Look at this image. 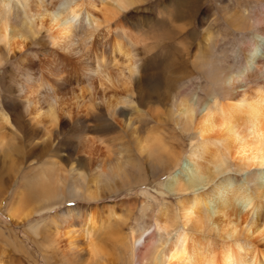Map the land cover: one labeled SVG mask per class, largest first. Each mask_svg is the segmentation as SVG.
Segmentation results:
<instances>
[{
    "label": "rangeland",
    "instance_id": "rangeland-1",
    "mask_svg": "<svg viewBox=\"0 0 264 264\" xmlns=\"http://www.w3.org/2000/svg\"><path fill=\"white\" fill-rule=\"evenodd\" d=\"M84 5L97 24V27L92 29L94 33L91 40H85L79 35V44L86 53L73 55L54 48L52 46L54 29L44 23V26H37L32 37L36 40L46 38L49 42L50 50L44 63V67L48 69L46 75L49 76H45L43 71L37 74L32 67L34 61L27 57L21 60L27 72L38 77V81L31 84L30 88L33 91L49 78H54L58 83L56 88L60 96L57 95L55 109L58 111L59 120L57 125H53L57 129V134L52 147L42 148L41 143L36 146L42 139V133L34 129L30 122L33 111L26 110L23 95L17 92L14 75L0 80V88L4 90L3 100H0V111L6 113L9 111L12 114L14 128L9 132L10 154L8 148H0V200L3 201L0 207V264H32L33 260L34 264H48L50 260L53 261L52 264L59 262L60 256L57 251L59 252L61 245L52 244L53 249L50 250L52 254L46 257L37 242L40 239L35 240L28 226L38 219L45 218L50 221L66 208L78 210L73 220H76L79 232H83L90 227L86 217L89 211L92 210L94 221L101 222L102 212L113 207L117 215L112 216L108 224L114 231L112 232L114 240L128 234L136 225L140 210L143 208V221L149 231H152L157 213L163 208L172 211L182 194L170 192L161 195L158 192L168 191L166 175L173 169L170 157L179 155L183 159L190 145L191 138L178 126L177 113L180 108L178 100L183 96L189 100L198 96L209 102L207 95L211 94L210 90L214 87L211 86L206 93H201L198 90L201 81L210 82V77H216L225 64L238 60L240 46L237 34L253 32L259 34L264 29V0H134L122 8H116L114 2L110 0H85ZM234 12L246 15L244 18L247 17L248 20L241 21L240 26L229 17ZM146 20L150 23L145 25L143 22ZM112 39L121 48V51L117 52L116 60L117 67H123L119 71L123 75L115 73L116 68L108 62L103 65L104 68L108 69V73L117 75L118 79H112L111 84L113 81L114 84L110 85L93 77V87L90 91V87H87L89 82L82 77L77 61H86L91 65L96 55L109 57ZM23 40L27 41L28 45L26 47L20 45L19 50L15 48L16 54L13 51L6 54L4 62L21 57L23 51L33 50L28 37ZM256 49L257 47L253 46L242 63L232 65L234 72L247 71V58ZM161 56L166 57L162 83L157 75L158 67L162 63ZM126 63L135 64L140 68V72L134 76L126 75L124 69ZM125 75L127 80L122 83L119 79ZM78 120L86 122L77 123ZM149 131L155 132L165 145L164 150L155 146L151 159L139 152L137 141L131 138L145 137ZM87 137L92 142L86 141ZM170 148L174 150V154L169 152ZM122 149H126L132 159L130 167L132 178L128 182L133 184L131 188L126 187L128 185L117 186L116 192L104 195L98 200L68 198L69 200L58 208L43 212L40 216L33 215V218L23 223L17 224L9 218L4 203L16 201L12 196L19 188L21 190L25 186L23 177L39 174L48 169V165L54 160L63 161L65 165L69 157L73 160V156L75 163L95 168L116 153L119 157ZM26 155L36 158L37 161L29 163L30 157L26 167L24 166L20 172H15L21 167L20 159L22 156L27 158ZM49 158L52 160L46 161ZM149 165L151 177L148 175ZM85 172L87 176L92 175L87 169ZM231 173L233 172L229 174ZM245 173L246 171L235 173L236 180H242ZM62 176L64 173L61 172L60 178ZM68 179L67 175L62 179L63 182L47 189H50L51 193L59 194L64 200L69 194L56 189L62 186V189L68 190ZM32 200L31 198L25 201L21 206L28 205ZM183 200L187 202L189 199L186 197ZM81 204L87 207L82 208ZM103 232V229H99L94 232V236H102ZM19 239L23 240L32 257L16 251ZM113 241L107 242L106 254L109 255L104 256L105 264H118L119 260L123 264H131L125 250L119 247L117 251L113 250ZM11 243L12 247L8 246ZM139 253L142 256L147 255L145 248H141ZM137 262L145 264L141 258Z\"/></svg>",
    "mask_w": 264,
    "mask_h": 264
},
{
    "label": "bare ground",
    "instance_id": "bare-ground-1",
    "mask_svg": "<svg viewBox=\"0 0 264 264\" xmlns=\"http://www.w3.org/2000/svg\"><path fill=\"white\" fill-rule=\"evenodd\" d=\"M110 1L114 2L116 8H122L134 0ZM69 3L71 0H62L61 7L53 8L47 0H0V51L6 54L13 51L16 54L15 48L19 50L20 45H28L23 39L33 36L37 26H44L45 23L54 29V48L73 55L84 53L79 37L75 41L71 39L73 30L83 17L87 27L80 36L91 40L94 33L92 29L97 24L84 4L80 5L79 10L67 11L63 4ZM236 12L229 15L234 22L240 25L241 21L248 20L244 18L246 15H238ZM111 41L110 58L96 55L91 65L86 61H77L82 77L89 82L87 87H90V91L93 77L110 85L114 84V81L111 84L112 79H118L117 75L108 73L104 64L110 62L116 68L115 73L123 69L122 66L117 67L116 60L121 48L114 39ZM4 56H0V60H5ZM246 64L245 73L233 72L229 77L228 84L232 91H217L213 86L211 94L207 95L209 102L198 96L191 100L183 96L178 100V126L191 138L190 145L183 159L179 155L170 157L173 169L166 175L168 191L158 192L161 195L170 192L182 194L172 211L163 208L157 213L152 231L143 221V208L136 225L125 237L117 240H114V231L108 224L112 216L117 215L113 207L102 212L101 222L94 221L92 210L89 211L86 217L90 227L83 232H79L76 220H73L78 210L66 208L50 221L38 219L31 225L35 237L42 236L45 240L41 246L61 245L59 252L63 259L76 264H105L104 256L109 255L106 254V245L113 240V250L117 251V247L125 250L131 264H139V258L145 264H264V58L260 57L259 48L249 54ZM124 69L126 75L130 76L140 72V68L133 63H126ZM126 75L120 77L122 83L127 80ZM37 78L26 72L16 82V89L19 95H23L26 110L33 111L30 122L34 129L42 133V139L36 146L41 143L42 148H49L55 143L57 129L53 125H57L59 120L55 109L57 97L60 96L56 88L58 83L54 78H49L33 91L30 87L38 81ZM210 83L215 84V77H210ZM11 115L9 111H0V148H8L9 154V132L14 129ZM76 122L85 123L86 120ZM131 138L137 141V149L148 159L154 156L155 146L165 149L161 139L152 131L145 137ZM85 140L92 142L88 137ZM169 152L174 154L171 148ZM26 157L22 156L21 167L15 172L26 167L31 156ZM34 161L37 159L31 157L29 163ZM131 164L132 159L126 149H122L119 157L116 153L95 168L75 163L74 156L73 160L69 157L65 165L63 161L54 160L48 169L39 174L29 177L25 175V186L12 196L16 201L5 202L4 209L8 211L11 221L18 224L33 218V215L40 216L43 212L58 208L69 199L62 200V196L49 192L47 188L63 182L62 179L67 175L68 190L61 186L57 191L67 192L69 198L82 197L88 201L101 199L105 193L116 192L117 186H133L128 183L132 178ZM86 169L92 174L88 175V179ZM244 171L246 173L242 180H230L218 189V199H213L208 193L213 177ZM61 172L64 176L60 178ZM186 197L189 199L187 202L183 200ZM31 198L33 200L28 205L21 206ZM0 201L1 207L3 201ZM99 229L104 232L102 236L95 237L94 232ZM141 248H145L146 256L139 253ZM118 264L123 263L119 260Z\"/></svg>",
    "mask_w": 264,
    "mask_h": 264
},
{
    "label": "clouds",
    "instance_id": "clouds-1",
    "mask_svg": "<svg viewBox=\"0 0 264 264\" xmlns=\"http://www.w3.org/2000/svg\"><path fill=\"white\" fill-rule=\"evenodd\" d=\"M84 2L85 0H71V3L63 4V7L67 11H72L73 9L79 10L80 5L84 4ZM47 3L53 8H59L62 5V0H47ZM149 23H150L149 20L143 22V24L145 25ZM86 27L87 25L84 23V18L81 17L73 30L71 39L75 41L79 37V35H81L86 30ZM25 35L28 34L25 33ZM237 36L240 46L238 60H232L223 66L221 72L216 74L214 85L207 80H202L198 89L201 93H206L208 88L211 86L216 87L217 91L220 90L232 91L231 87L228 84L229 77L235 71L232 65L236 63H242L244 61L245 55L249 51H251V48L253 46L260 49V57L264 58V38H259V37H264V29H262L259 34L253 32V33L237 34ZM28 39L31 41V47L34 51L33 50L23 51L21 57H15L13 59L8 60L7 62L0 60V80H3V78L6 76L14 75L15 78L14 81H18L22 75H25L27 69L25 68V65L21 63V60L24 57H27L28 59L34 61L32 67L36 70L37 74L43 71L44 75L46 76L48 69L44 67V63L47 61L45 57L47 55V52L50 50L49 42L47 41L46 38H41L39 40H36L34 37L30 35L28 36ZM3 55H6V53L0 51V56ZM160 58L162 60V63L158 67L157 75L160 77L162 83L164 76L163 73L164 61L166 60V57L161 56ZM9 69L11 70L10 72ZM0 93H2V95H0V100H3V96H4L3 88H0ZM148 175L150 177L152 176V173L150 171V165H149ZM236 179H237V174L235 173H231L222 177H213V183L209 185L207 191L213 199H218L219 197L218 189H221L222 186L227 185V183L230 180H236ZM105 195L107 196V193H105ZM67 198L69 197L66 196V199ZM80 207L86 208L87 206L85 204H81Z\"/></svg>",
    "mask_w": 264,
    "mask_h": 264
},
{
    "label": "crops",
    "instance_id": "crops-1",
    "mask_svg": "<svg viewBox=\"0 0 264 264\" xmlns=\"http://www.w3.org/2000/svg\"><path fill=\"white\" fill-rule=\"evenodd\" d=\"M34 223H35V222H34ZM34 223H29V224L32 225V224H34ZM31 225L28 226V230H29L30 232H32L33 236L35 237V235H34V233H33V230H34V229L31 228ZM37 239H38V240L40 239V241H37V242L40 244V247L42 248V251H43L44 255H45L46 257H48L50 254H52V253H50V250L53 249V247H52L53 245H52V244H47L46 247H42V246H41V243H43V242L45 241L44 238H43L42 236H40L39 238H36V237H35V240H37ZM22 241H23V240L19 239V241L17 242V248H16V251H21V252L27 254L29 257H32V255H31L29 249L26 247V245H25ZM8 246L12 247V243H11V244H8ZM49 247H51V248L49 249ZM52 252H54V251H52ZM57 253H58V255L60 256V260H59V262L56 261V264H76V263H73V261L68 262V261L64 260L63 257L61 256L60 252L57 251ZM34 263H35V262H34V260H33V261H32V264H34ZM52 263H53V261L50 260V262H49L48 264H52Z\"/></svg>",
    "mask_w": 264,
    "mask_h": 264
}]
</instances>
